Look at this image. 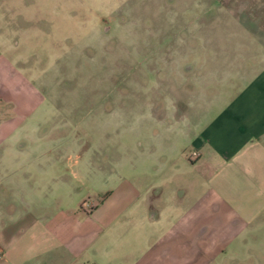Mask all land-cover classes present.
<instances>
[{
	"label": "rangeland",
	"instance_id": "rangeland-1",
	"mask_svg": "<svg viewBox=\"0 0 264 264\" xmlns=\"http://www.w3.org/2000/svg\"><path fill=\"white\" fill-rule=\"evenodd\" d=\"M249 22L264 38V0H0V51L25 78L19 92L30 100L19 108L15 147L79 149L78 162L92 164L78 181L85 205L118 176L149 170L153 155L177 158L188 138L170 129L176 105L193 117L232 92L237 62L257 56L244 51L251 41L240 23ZM259 232L202 263L264 264Z\"/></svg>",
	"mask_w": 264,
	"mask_h": 264
},
{
	"label": "crops",
	"instance_id": "crops-1",
	"mask_svg": "<svg viewBox=\"0 0 264 264\" xmlns=\"http://www.w3.org/2000/svg\"><path fill=\"white\" fill-rule=\"evenodd\" d=\"M240 26L251 41L244 51L257 56L237 62L232 92L196 116L176 105L170 129L188 138L179 158L153 155L149 170L118 176L87 205L78 181L92 164L78 162L79 149L15 147L19 108L30 100L0 51V264H208L202 259L256 241L264 230V38L250 22ZM34 150L39 156L25 158ZM33 168L37 175H20Z\"/></svg>",
	"mask_w": 264,
	"mask_h": 264
}]
</instances>
